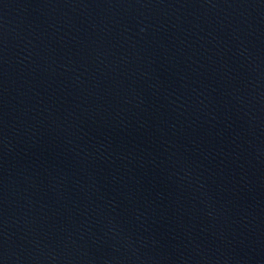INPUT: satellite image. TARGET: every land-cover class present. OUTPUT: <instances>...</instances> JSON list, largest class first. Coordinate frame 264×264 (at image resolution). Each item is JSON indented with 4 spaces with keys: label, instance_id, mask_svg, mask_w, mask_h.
Masks as SVG:
<instances>
[{
    "label": "water",
    "instance_id": "water-1",
    "mask_svg": "<svg viewBox=\"0 0 264 264\" xmlns=\"http://www.w3.org/2000/svg\"><path fill=\"white\" fill-rule=\"evenodd\" d=\"M0 264H264V0H0Z\"/></svg>",
    "mask_w": 264,
    "mask_h": 264
}]
</instances>
